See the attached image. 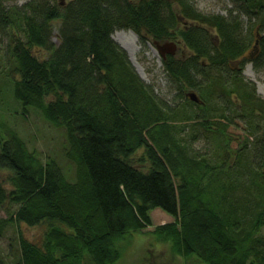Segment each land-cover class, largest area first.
<instances>
[{
    "label": "trees",
    "instance_id": "16d2710c",
    "mask_svg": "<svg viewBox=\"0 0 264 264\" xmlns=\"http://www.w3.org/2000/svg\"><path fill=\"white\" fill-rule=\"evenodd\" d=\"M233 1L235 22L205 15L190 0H32L20 7L0 0L13 97L25 113L37 109L65 130L64 155L75 165L69 179L16 130L0 137V169L9 172L0 182L7 214L0 236L8 225L46 226L41 243L20 235L13 264H116V241L151 226L155 208L175 219L155 230L175 254L207 264H264V96L243 73L248 62L264 68V38L246 55L252 37H242L237 22L243 14L263 18L264 0ZM188 19L213 26L220 41L200 27L180 30L193 55H168L163 63L201 102L187 93L172 105L113 34L132 29L143 41L161 42ZM37 50L51 54L40 58ZM238 118L246 136L233 148L229 127ZM201 139L205 150L196 147ZM141 148L154 165L146 172L131 160Z\"/></svg>",
    "mask_w": 264,
    "mask_h": 264
},
{
    "label": "rangeland",
    "instance_id": "374dc122",
    "mask_svg": "<svg viewBox=\"0 0 264 264\" xmlns=\"http://www.w3.org/2000/svg\"><path fill=\"white\" fill-rule=\"evenodd\" d=\"M30 1L32 0H7V5L20 7ZM190 2L205 15L223 14L230 16L229 19L235 22L238 6L233 0H190ZM237 22L242 24V37H252L246 55L254 54L258 50L256 47L259 45V41L264 38V17L251 20L249 16L243 14L237 17ZM59 26L60 21L56 23L53 37L57 45L60 43ZM191 26L203 28L207 36L215 44H219L220 40L213 26L188 19L178 23V29L174 31L171 38L161 41L162 44L165 42L178 43L176 53L166 56L187 58L193 55V51L187 47L179 33L180 30ZM113 37L120 44L127 46L126 49L131 60H133L132 62L135 63L136 68L142 70L143 73L141 74H143L145 81L151 84L155 91L170 104L175 105L184 102L189 91H195L199 94L197 89L190 88L186 84L178 86L172 81L165 69L163 57L155 45V38L148 37L146 41H143L132 29H118L114 32ZM0 38H2L0 40V137H6V130L8 129L16 130L27 140L30 148H35L41 153L43 159L48 156L54 157L67 177L72 179L75 176V165L64 155L67 145L65 130L51 125L37 109L31 107L25 113L22 103L13 97L12 84L8 78V73L11 70L10 63L12 62L9 58V37L1 36ZM257 39L259 41L256 44ZM153 48L158 52L160 60L154 55ZM36 54L40 58H47L51 52L37 50ZM191 72L194 73L193 70ZM243 73L247 79L257 83L258 92L264 96V68L255 70L253 64L248 62ZM229 132L233 136L232 147L239 148L246 136L245 123L238 118L235 124L230 125ZM196 147L205 150L208 144L201 139ZM131 160L136 167L144 172L154 168L145 148L139 149ZM8 175L7 170L0 169V182H4ZM6 216L5 209L0 207V218ZM151 218L153 221L151 226H147L141 231L127 232L116 241L115 246L121 251V258L116 264H207L194 255L175 254L172 242L161 239L159 234L155 232L158 225L173 222L175 220L173 216L161 208H155L151 211ZM45 229V225L28 226L24 223L14 226L8 225L4 234L0 236V260L3 264H13L20 258V235L41 243ZM261 234L264 235V228Z\"/></svg>",
    "mask_w": 264,
    "mask_h": 264
},
{
    "label": "water",
    "instance_id": "95a60500",
    "mask_svg": "<svg viewBox=\"0 0 264 264\" xmlns=\"http://www.w3.org/2000/svg\"><path fill=\"white\" fill-rule=\"evenodd\" d=\"M118 41V40H117ZM258 39L256 40V44L258 43ZM125 49H126V47L123 45V44H121ZM155 45H156V47H157V49L159 50V52H160V54H161V56L163 57V58H166V55L167 54H172V55H174L175 53H176V49H177V46H178V43L177 42H165V43H161V42H159V41H155ZM127 50V49H126ZM131 58V57H130ZM133 61V60H132ZM133 64H134V66H135V63L133 62ZM136 67V66H135ZM137 69V71L140 73V75H141V77L143 78V75L141 74V72L139 71V69L138 68H136ZM188 96H189V98L191 99V100H193L194 102H196V103H199V102H201V99H200V97H199V95L197 94V92H195V91H190V92H188Z\"/></svg>",
    "mask_w": 264,
    "mask_h": 264
},
{
    "label": "bare ground",
    "instance_id": "6f19581e",
    "mask_svg": "<svg viewBox=\"0 0 264 264\" xmlns=\"http://www.w3.org/2000/svg\"><path fill=\"white\" fill-rule=\"evenodd\" d=\"M123 45H124V44H123ZM124 46L127 47L126 45H124ZM153 53H154V55L156 56V58H159V54H158V52H157L154 48H153ZM159 60H160V58H159ZM159 60H158V61H159ZM139 70H140L141 73H143L142 70H141L140 68H139ZM142 75H143V74H142Z\"/></svg>",
    "mask_w": 264,
    "mask_h": 264
}]
</instances>
